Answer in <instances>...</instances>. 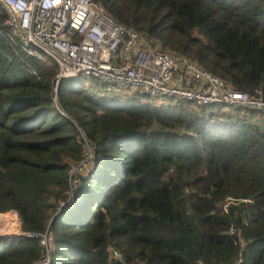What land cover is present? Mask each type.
<instances>
[{"label": "trees", "instance_id": "trees-1", "mask_svg": "<svg viewBox=\"0 0 264 264\" xmlns=\"http://www.w3.org/2000/svg\"><path fill=\"white\" fill-rule=\"evenodd\" d=\"M92 1L146 41L264 100V0ZM6 18L0 5V222L48 229V264H231L236 232L242 264H264V119L106 98L81 76L54 92L55 64L27 56ZM85 145L91 166L59 210ZM43 256L38 239L0 237V264Z\"/></svg>", "mask_w": 264, "mask_h": 264}, {"label": "built area", "instance_id": "built-area-1", "mask_svg": "<svg viewBox=\"0 0 264 264\" xmlns=\"http://www.w3.org/2000/svg\"><path fill=\"white\" fill-rule=\"evenodd\" d=\"M0 5L7 16L5 24L22 51L36 61L48 59L55 64L54 92L60 80L81 76L125 90L129 96H144L160 106L178 101L194 107L216 106L254 113L264 119V100L259 93L236 91L195 61L146 41L141 34L113 20L92 0H0ZM91 161V149L85 145L82 160L68 170L70 193L62 209L71 200L79 173ZM231 203V199L225 200L223 212ZM12 229H6V233L10 231L7 238L38 239L44 256L33 264H48V229L39 235L22 232L19 224L16 230ZM228 233L233 234L234 230L229 229ZM235 236L238 252L231 264H242L244 244L237 232ZM107 253L113 260H121L116 250L108 248Z\"/></svg>", "mask_w": 264, "mask_h": 264}, {"label": "rangeland", "instance_id": "rangeland-1", "mask_svg": "<svg viewBox=\"0 0 264 264\" xmlns=\"http://www.w3.org/2000/svg\"><path fill=\"white\" fill-rule=\"evenodd\" d=\"M80 81H82L84 88L87 89L88 92H90L92 94H95V95H99V96H102V97H106L108 95V96H110L109 98H112V99L116 98V99L121 100V101H124V100H126L128 98H137L142 103L146 102V103L152 104L153 106H160V105H157L158 103L157 104L156 103H152L148 98H146L144 96H139V95H137V96H129V95L124 94L125 90L123 92V91L118 90V89L116 90L115 88H113L114 86H108L107 87L105 85H102L96 79H87V78L85 79V78L81 77ZM176 103H178V101H174V102L170 101V102H168L167 105H174ZM167 105H165V106H167ZM191 107H194V106L191 105ZM220 109L222 111L224 110L226 112L234 111V110H231V109L230 110H226L224 108H220ZM246 117H247L248 120H251V123H253V124L259 125L260 123L261 124L263 123V119H259L258 116H256V114H254V113L253 114L247 113ZM90 166H91V164H88V165L86 164V167L83 169L84 171H82L79 174L81 175V174H84L85 172H87L88 171V167H90ZM59 207L62 209L63 208L62 204H60ZM18 224L20 225V222L19 223H15V222H13L11 220H7V221L5 220V221H1L0 222V228H2L5 231H6V229H10V228H13L12 230H16ZM8 232H10V231H8ZM8 232L5 233L4 236L1 237V238H7L6 236H10Z\"/></svg>", "mask_w": 264, "mask_h": 264}, {"label": "bare ground", "instance_id": "bare-ground-1", "mask_svg": "<svg viewBox=\"0 0 264 264\" xmlns=\"http://www.w3.org/2000/svg\"><path fill=\"white\" fill-rule=\"evenodd\" d=\"M18 223H19V221H18ZM5 233H6V231L3 230L2 228H0V235H1V236H4Z\"/></svg>", "mask_w": 264, "mask_h": 264}, {"label": "water", "instance_id": "water-1", "mask_svg": "<svg viewBox=\"0 0 264 264\" xmlns=\"http://www.w3.org/2000/svg\"><path fill=\"white\" fill-rule=\"evenodd\" d=\"M68 204V203H67ZM66 205V204H65ZM59 210H62L61 208Z\"/></svg>", "mask_w": 264, "mask_h": 264}]
</instances>
